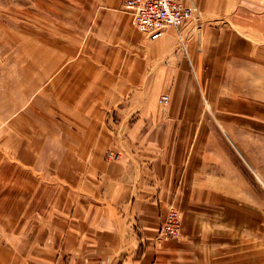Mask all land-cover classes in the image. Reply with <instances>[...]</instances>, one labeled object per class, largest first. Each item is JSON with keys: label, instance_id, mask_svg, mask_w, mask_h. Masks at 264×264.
Segmentation results:
<instances>
[{"label": "crops", "instance_id": "1", "mask_svg": "<svg viewBox=\"0 0 264 264\" xmlns=\"http://www.w3.org/2000/svg\"><path fill=\"white\" fill-rule=\"evenodd\" d=\"M178 1L202 21L186 43L181 25L183 55L174 28L149 39L121 0H87L72 14L73 60L61 12L53 62L46 0L43 12L19 18L27 24L0 25V264H216L212 254L229 250L225 236L156 233L169 205L186 230L193 222L184 213L240 194L227 177H211L205 150L191 146L199 113L192 51L210 78L245 53L263 54L264 0ZM160 92L165 106L155 101ZM106 149L119 158L104 159Z\"/></svg>", "mask_w": 264, "mask_h": 264}, {"label": "rangeland", "instance_id": "2", "mask_svg": "<svg viewBox=\"0 0 264 264\" xmlns=\"http://www.w3.org/2000/svg\"><path fill=\"white\" fill-rule=\"evenodd\" d=\"M44 1L0 0V25L11 27L19 23L27 24V20L21 21L19 18L27 19V13L43 12ZM47 1L46 7L53 14L52 27L57 30L52 33L53 62L59 59V51L56 49L59 47L58 18L61 12H64L65 17L68 13V58L73 60L75 46L79 42L73 19L77 12L80 13L87 6V0H51L50 6ZM201 23L200 17L197 19L193 16L182 25V42L186 43L189 32L198 34ZM175 33L178 51L180 54L185 53ZM192 55L199 66L190 69L199 113L195 118L196 130L193 132L191 146L199 153L205 150L201 162L211 177H227L229 187L233 188L231 191L237 189L240 194L213 196L210 203L198 205L192 212L184 213L186 223L193 222L186 225V230L182 226L181 211L169 205L156 234L160 238L190 234L229 237L232 244L227 247L229 250H218L212 254L216 264H264V53H260V56L245 53L243 59L232 60L224 69L214 68L217 74L211 78L206 76L204 64L201 66L199 48L194 47ZM162 93L167 95L168 101L166 92L158 93L155 101L159 106L167 104V101L164 104L157 101ZM106 116L113 118V113L107 111ZM119 155L118 150L106 149L104 159L116 160ZM211 181L213 183L215 180ZM170 210L174 212L178 226L174 233L168 234L161 229V225ZM236 235L243 242L237 247L234 245L235 240L230 239ZM242 236L258 238L256 247ZM221 245L225 247L227 244L223 241ZM255 253L258 256L253 258L252 254Z\"/></svg>", "mask_w": 264, "mask_h": 264}, {"label": "built area", "instance_id": "3", "mask_svg": "<svg viewBox=\"0 0 264 264\" xmlns=\"http://www.w3.org/2000/svg\"><path fill=\"white\" fill-rule=\"evenodd\" d=\"M121 9L129 15L134 28L149 39L158 37L166 27L174 28L179 36L182 23L192 14L191 8L178 0H121ZM157 101L166 103L167 95L160 94ZM177 226L174 212L168 211L161 229L170 234L176 231ZM93 264H107V261L102 259Z\"/></svg>", "mask_w": 264, "mask_h": 264}, {"label": "bare ground", "instance_id": "4", "mask_svg": "<svg viewBox=\"0 0 264 264\" xmlns=\"http://www.w3.org/2000/svg\"><path fill=\"white\" fill-rule=\"evenodd\" d=\"M189 6V5H188ZM190 7V6H189ZM191 8V7H190ZM191 10H192V8H191ZM192 17V14H191V16L188 18V19H186L183 23H182V25L185 23V22H187L190 18ZM179 33H180V31H179Z\"/></svg>", "mask_w": 264, "mask_h": 264}]
</instances>
